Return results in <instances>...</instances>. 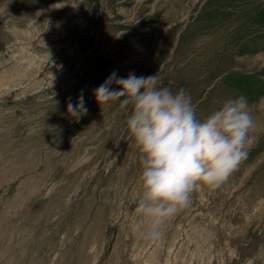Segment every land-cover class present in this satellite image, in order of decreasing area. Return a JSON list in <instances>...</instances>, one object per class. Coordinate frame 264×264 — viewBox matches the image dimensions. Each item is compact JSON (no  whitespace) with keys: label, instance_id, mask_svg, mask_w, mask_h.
I'll return each mask as SVG.
<instances>
[{"label":"rangeland","instance_id":"1","mask_svg":"<svg viewBox=\"0 0 264 264\" xmlns=\"http://www.w3.org/2000/svg\"><path fill=\"white\" fill-rule=\"evenodd\" d=\"M113 71L158 74L199 116L244 95L256 121L156 240L133 229L128 113L93 94ZM0 264H264V0H0Z\"/></svg>","mask_w":264,"mask_h":264},{"label":"clouds","instance_id":"2","mask_svg":"<svg viewBox=\"0 0 264 264\" xmlns=\"http://www.w3.org/2000/svg\"><path fill=\"white\" fill-rule=\"evenodd\" d=\"M116 85L119 90H114ZM96 102L118 101L127 112L124 131L139 153L133 229L156 240L161 227L190 207L198 185L215 190L239 169L253 146L256 121L246 96L225 99L207 115L183 89L173 92L158 75L118 77L113 71L94 89ZM73 118L87 114L83 95L67 104Z\"/></svg>","mask_w":264,"mask_h":264}]
</instances>
